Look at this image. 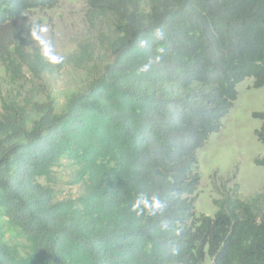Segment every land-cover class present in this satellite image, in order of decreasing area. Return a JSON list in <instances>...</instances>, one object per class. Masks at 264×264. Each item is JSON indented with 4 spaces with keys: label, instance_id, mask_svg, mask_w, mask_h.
I'll return each mask as SVG.
<instances>
[{
    "label": "trees",
    "instance_id": "obj_1",
    "mask_svg": "<svg viewBox=\"0 0 264 264\" xmlns=\"http://www.w3.org/2000/svg\"><path fill=\"white\" fill-rule=\"evenodd\" d=\"M58 1L0 0V55L33 9ZM89 1L102 11L129 3L102 73L31 128L0 122V264H264V189L226 192L213 217L197 215L195 196L198 151L237 85L264 86V0ZM254 117L264 144V112ZM62 158L85 180L75 201L56 202L41 181ZM3 219L23 242L4 238Z\"/></svg>",
    "mask_w": 264,
    "mask_h": 264
},
{
    "label": "rangeland",
    "instance_id": "obj_2",
    "mask_svg": "<svg viewBox=\"0 0 264 264\" xmlns=\"http://www.w3.org/2000/svg\"><path fill=\"white\" fill-rule=\"evenodd\" d=\"M128 5L102 11L89 0H59L33 9L24 37L0 55V122L24 119L31 128L46 108L64 111L72 95L86 90L110 62V41L120 35ZM252 84L253 79H245L237 85V100L221 130L198 151L197 215L213 217L226 192L248 199L264 189V165L256 162L264 160V144L255 133L262 121L254 117L264 112V86ZM81 172L78 164L62 158L51 178L41 181L56 202L75 201L85 189ZM2 231L5 239L23 242L5 219ZM203 264H212L211 258Z\"/></svg>",
    "mask_w": 264,
    "mask_h": 264
},
{
    "label": "clouds",
    "instance_id": "obj_3",
    "mask_svg": "<svg viewBox=\"0 0 264 264\" xmlns=\"http://www.w3.org/2000/svg\"><path fill=\"white\" fill-rule=\"evenodd\" d=\"M43 31V30H42ZM155 35H156V38L157 39H163L164 38V33H163V31H162V29H160V28H157L156 29V31H155ZM33 36H36V32L35 31H33ZM37 39L39 40L40 38L39 37H37ZM41 43H45L46 44V42H44V41H41ZM140 44H141V46H145L146 45V41H140ZM43 51H44V55L47 57L48 56V52H49V47L48 46H45L44 47V49H43ZM51 60L53 61V62H58V58L57 57H51ZM152 63V61H149V64H145V65H143L142 66V69L141 70H147L149 67H150V64ZM144 200H145V198L143 197V196H141L137 201H136V203L134 204V209L135 208H138L139 207V205L142 203V202H144ZM156 207H161V204H160V201L159 200H156Z\"/></svg>",
    "mask_w": 264,
    "mask_h": 264
}]
</instances>
